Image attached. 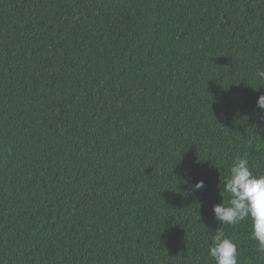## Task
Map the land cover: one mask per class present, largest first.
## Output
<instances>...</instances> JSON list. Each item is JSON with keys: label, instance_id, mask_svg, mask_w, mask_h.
<instances>
[{"label": "trees", "instance_id": "trees-1", "mask_svg": "<svg viewBox=\"0 0 264 264\" xmlns=\"http://www.w3.org/2000/svg\"><path fill=\"white\" fill-rule=\"evenodd\" d=\"M260 70L264 0H0V264H264L213 213L264 175Z\"/></svg>", "mask_w": 264, "mask_h": 264}, {"label": "clouds", "instance_id": "clouds-1", "mask_svg": "<svg viewBox=\"0 0 264 264\" xmlns=\"http://www.w3.org/2000/svg\"><path fill=\"white\" fill-rule=\"evenodd\" d=\"M257 77L264 80V70L258 71ZM256 107L264 112V94L258 97ZM190 187L195 194L205 187V182L199 180ZM218 187L222 202L213 206L215 219L229 226L250 221V238L257 242L258 251L264 253V175L254 174L247 156L238 155ZM208 255L214 264H239L237 244L222 231L212 237Z\"/></svg>", "mask_w": 264, "mask_h": 264}]
</instances>
